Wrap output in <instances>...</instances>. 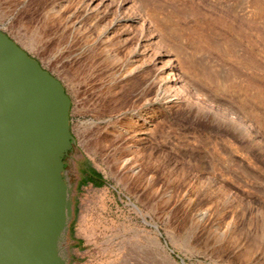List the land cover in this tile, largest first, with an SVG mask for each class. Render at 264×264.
Here are the masks:
<instances>
[{
    "label": "rangeland",
    "instance_id": "obj_1",
    "mask_svg": "<svg viewBox=\"0 0 264 264\" xmlns=\"http://www.w3.org/2000/svg\"><path fill=\"white\" fill-rule=\"evenodd\" d=\"M0 28L71 98V264H264V0H0Z\"/></svg>",
    "mask_w": 264,
    "mask_h": 264
},
{
    "label": "water",
    "instance_id": "obj_2",
    "mask_svg": "<svg viewBox=\"0 0 264 264\" xmlns=\"http://www.w3.org/2000/svg\"><path fill=\"white\" fill-rule=\"evenodd\" d=\"M71 104L63 83L0 28V264H71Z\"/></svg>",
    "mask_w": 264,
    "mask_h": 264
},
{
    "label": "bare ground",
    "instance_id": "obj_3",
    "mask_svg": "<svg viewBox=\"0 0 264 264\" xmlns=\"http://www.w3.org/2000/svg\"><path fill=\"white\" fill-rule=\"evenodd\" d=\"M131 6V5H130ZM132 20V19H131ZM141 20V19H140ZM128 23V20H123V22H122V24L123 25H126L127 23ZM143 22V21H142ZM131 24V23H130ZM149 26H147L146 28H148ZM123 28H124V26H123ZM150 29V28H149ZM110 30H111V28L109 27V28H105V32H104V35L106 36V38H107V36L109 35V36H111V34H112V32L110 33ZM113 31V30H112ZM126 32V31H125ZM143 33H144V30H143ZM142 33V34H143ZM150 32H148V34H149ZM122 34V33H121ZM145 35H147V34H145ZM150 35V34H149ZM148 35V36H149ZM125 36H126V34H125ZM152 36V35H151ZM113 38V37H112ZM112 38H111V40H112ZM123 38V37H122ZM121 38V39H122ZM156 38V37H155ZM155 38H152V41H149V43H151L152 42V44H153V42L155 43V44H157V41H156V39ZM121 39H120V41H121ZM110 41V40H109ZM146 41V40H145ZM145 41L142 43V45H141V47L142 48H145L146 47V43H145ZM148 41V40H147ZM120 43V42H119ZM141 44V42L139 43V45ZM104 51V50H103ZM164 52H166V51H164ZM166 56V55H165ZM169 57V56H168ZM164 60V59H163ZM170 59H168L167 61H166V64H164V66H166V65H168V64H170V63H172V62H170ZM173 64H175V62L173 63ZM163 66V67H164ZM170 66V65H169ZM177 67V66H176ZM134 68H136V67H134ZM162 68V67H161ZM160 68V69H161ZM174 68V67H173ZM164 70H165V68H163L161 71H163L164 72ZM175 70H176V68H175ZM160 71V70H159ZM160 71V72H161ZM163 72H161V73H163ZM175 72L176 71H174V69L173 70H170V72L168 73V76L167 77H163L165 80H162L163 81V87H164V89L165 90H171L172 89V93H174L175 95H178V94H180V93H183V92H186L187 94H189L190 95V93H192V94H195L198 98H201L199 95H198V91L193 87V86H191L190 84H187L185 81H180L181 79H183V78H179L178 79V75H176L175 74ZM167 74V73H166ZM181 76V75H180ZM133 85V84H132ZM161 86H162V84L161 85H159V88H161ZM129 87H131V85L129 86ZM132 89V88H131ZM159 92V91H158ZM170 92V91H169ZM171 97V95H168V98H170ZM173 97H175L174 95H173ZM172 97V98H173ZM180 97H182V96H180ZM177 98V97H176ZM194 98V97H193ZM177 99H180V98H177ZM202 99V101H203V103H205L208 107H210V108H212V109H214V110H217V111H223V112H228V111H231V110H229V108H226V107H223V106H220L219 104L217 105V104H215V103H213V102H211V101H208V99H206V98H201ZM168 100H171V99H168ZM184 100V99H183ZM179 101V100H178ZM167 102V101H166ZM169 102V101H168ZM182 102H184V101H182ZM165 103V102H164ZM173 103V102H172ZM172 105V104H171ZM174 105V104H173ZM176 105V104H175ZM181 105V104H180ZM187 106H188V104H187ZM199 108V107H198ZM202 109V108H201ZM193 110H194V108H193ZM201 111V110H200ZM211 111V110H210ZM213 111V110H212ZM194 112V111H193ZM232 112V111H231ZM229 113V112H228ZM135 117L137 118V119H135L134 120V123H130V125H128L129 127H131L132 128V130L133 131H136V130H145L149 125H151V120H152V116H150L149 118H146V115L144 116V115H142L141 113H135ZM140 120H141V122H140ZM240 120H242V119H240ZM133 121V120H132ZM140 123L141 124H143L144 125V127L143 128H138V125L137 124H139L140 125ZM244 125V124H243ZM138 138V137H137ZM141 138V137H140ZM139 139V138H138ZM136 145V144H135ZM135 145H134V147H135ZM131 146V145H130ZM133 146V145H132ZM136 147H138V146H136ZM132 149H134L133 147H132ZM139 149H141V148H139ZM125 155V154H124ZM133 158V157H132ZM139 158V157H138ZM137 158V159H138ZM136 159V160H137ZM124 160H127V161H129V160H131V158H128V159H124ZM137 167V166H136ZM140 167V166H139ZM133 170V169H132ZM138 170V169H137ZM134 171V170H133ZM139 171V170H138ZM137 171V172H138ZM140 173V172H139ZM139 175V174H138ZM138 175H137V177H138ZM141 175V174H140ZM136 177V178H137ZM139 179H141V178H139Z\"/></svg>",
    "mask_w": 264,
    "mask_h": 264
},
{
    "label": "flooded vegetation",
    "instance_id": "obj_4",
    "mask_svg": "<svg viewBox=\"0 0 264 264\" xmlns=\"http://www.w3.org/2000/svg\"><path fill=\"white\" fill-rule=\"evenodd\" d=\"M73 152H74V150L71 151V152H69V155L64 158L65 166L67 165V163L69 161H72L73 159H75V157L73 155ZM80 165H81V169L84 171V179H85V182H89V183H91L93 185H97L98 183H101V181H104L105 180V179H103L101 177V174L99 173V171H97L94 167H92V166L91 167H88L87 165H84L82 163H80ZM91 169H94L95 171H97L99 173L100 179H98V180L96 179V180L93 181L92 179L89 178L90 175H93L92 172H91ZM67 175H68L69 181L70 182H74L76 184V190H77L79 180H76V179L70 180V176L68 174V170H67ZM76 190H75V193H76Z\"/></svg>",
    "mask_w": 264,
    "mask_h": 264
},
{
    "label": "trees",
    "instance_id": "obj_5",
    "mask_svg": "<svg viewBox=\"0 0 264 264\" xmlns=\"http://www.w3.org/2000/svg\"><path fill=\"white\" fill-rule=\"evenodd\" d=\"M91 172H92L93 175L89 176L90 179H92L93 181L96 180V179L97 180L100 179V175H99V173L97 171H95L94 169H91Z\"/></svg>",
    "mask_w": 264,
    "mask_h": 264
}]
</instances>
